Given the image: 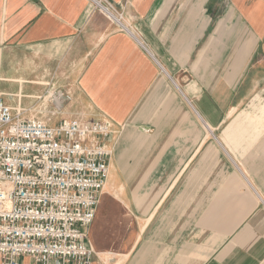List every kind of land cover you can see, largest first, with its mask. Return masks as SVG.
<instances>
[{
	"label": "crops",
	"instance_id": "0c3cea01",
	"mask_svg": "<svg viewBox=\"0 0 264 264\" xmlns=\"http://www.w3.org/2000/svg\"><path fill=\"white\" fill-rule=\"evenodd\" d=\"M108 1L125 26L91 0H0L4 100L49 82L64 118L113 124L88 232L108 211L114 261L264 264V0Z\"/></svg>",
	"mask_w": 264,
	"mask_h": 264
},
{
	"label": "built area",
	"instance_id": "2783aa9c",
	"mask_svg": "<svg viewBox=\"0 0 264 264\" xmlns=\"http://www.w3.org/2000/svg\"><path fill=\"white\" fill-rule=\"evenodd\" d=\"M124 25L108 0H91ZM1 85V78H0ZM70 95L47 90L12 107L0 87V264H106L88 229L108 182V120L64 118Z\"/></svg>",
	"mask_w": 264,
	"mask_h": 264
},
{
	"label": "rangeland",
	"instance_id": "374dc122",
	"mask_svg": "<svg viewBox=\"0 0 264 264\" xmlns=\"http://www.w3.org/2000/svg\"><path fill=\"white\" fill-rule=\"evenodd\" d=\"M39 88H40V91H42L39 95H41L42 93H45L47 90H51V91H53V90H58V89H62L61 87H59L58 85H56V84H53V83H49V82H44L43 83V85H37ZM36 86V87H37ZM35 102V101H34ZM115 212H114V214H115V216H117V214H118V212H117V209L115 208ZM108 214V211H106V212H104V213H102V215L100 216V218H98V220L94 223V225L92 226V228H91V230H92V232H91V237H93V230H94V232L96 233V235H97V237H98V242H96L95 240H94V237H93V242H94V245H95V247H96V250H97V252H100V255H102L101 257H104V259H103V261L104 262H106L105 261V258L108 256V257H110V259H111V263L112 264H115L116 262H118V260H113L111 257H113L114 255H117V254H110L109 252H113V250H111V248H113V247H117L118 245L117 244H115V243H111V245L109 244V243H106V240L107 239H109L111 236H112V238L114 239H116L117 237L115 236V235H111V236H109V238L107 237V239L105 238V236H102V235H100V229L102 228V226H103V220H104V217L106 216ZM119 225V224H118ZM118 230V229H117ZM98 246H100V248L98 247ZM110 246V247H109ZM104 247H106L107 248V250H109V251H106V249H103ZM108 248H110V249H108ZM104 250V251H103ZM102 253V254H101ZM119 254V253H118ZM106 264H110V263H107L106 262Z\"/></svg>",
	"mask_w": 264,
	"mask_h": 264
},
{
	"label": "bare ground",
	"instance_id": "6f19581e",
	"mask_svg": "<svg viewBox=\"0 0 264 264\" xmlns=\"http://www.w3.org/2000/svg\"><path fill=\"white\" fill-rule=\"evenodd\" d=\"M128 31H129V30H128ZM133 35H134V34H133ZM105 261H106L107 263L112 264V263H111V259H110V257H108V256L105 258ZM115 264H120V263H119V261H118V262H116Z\"/></svg>",
	"mask_w": 264,
	"mask_h": 264
}]
</instances>
